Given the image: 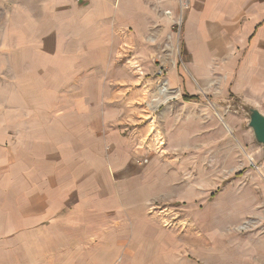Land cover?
I'll use <instances>...</instances> for the list:
<instances>
[{"label":"rangeland","instance_id":"374dc122","mask_svg":"<svg viewBox=\"0 0 264 264\" xmlns=\"http://www.w3.org/2000/svg\"><path fill=\"white\" fill-rule=\"evenodd\" d=\"M163 1L142 7L137 40L120 28L111 113L133 120L99 140L84 201L39 219L21 173L0 169V264H264V148L249 127L251 109L264 115V22L253 40L246 28L263 0L207 18ZM11 103L25 92L0 90Z\"/></svg>","mask_w":264,"mask_h":264},{"label":"crops","instance_id":"0c3cea01","mask_svg":"<svg viewBox=\"0 0 264 264\" xmlns=\"http://www.w3.org/2000/svg\"><path fill=\"white\" fill-rule=\"evenodd\" d=\"M192 1L203 18L212 11L233 12L240 7L248 11L256 4L254 0ZM142 7H166V2L0 0V76L5 77L0 79V90L25 92L24 106L0 105V169L12 173L16 181L21 173L22 194L33 198L25 200L33 204L28 212H38L39 219L56 218L63 207L71 210L72 204L84 201L79 197H87L92 165L99 161L94 149L102 147L99 140L120 138L112 121L120 125L133 120L111 113L123 108L115 99L117 90L125 91L116 85L123 80L115 72L113 50L125 43L120 28L132 30L134 40L140 38ZM256 7L262 13L251 14L246 25L252 27V40L264 22V0ZM15 28L22 31L15 34ZM76 166L81 169L78 173L72 171Z\"/></svg>","mask_w":264,"mask_h":264},{"label":"water","instance_id":"95a60500","mask_svg":"<svg viewBox=\"0 0 264 264\" xmlns=\"http://www.w3.org/2000/svg\"><path fill=\"white\" fill-rule=\"evenodd\" d=\"M249 127L253 132L255 141L264 148V115L256 109L250 110Z\"/></svg>","mask_w":264,"mask_h":264},{"label":"bare ground","instance_id":"6f19581e","mask_svg":"<svg viewBox=\"0 0 264 264\" xmlns=\"http://www.w3.org/2000/svg\"><path fill=\"white\" fill-rule=\"evenodd\" d=\"M161 95H162V103H164L165 101L169 100V99H172L174 97V95H171V94H167L168 96L165 95V91H161Z\"/></svg>","mask_w":264,"mask_h":264}]
</instances>
